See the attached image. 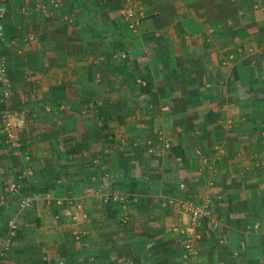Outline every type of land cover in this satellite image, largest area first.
Wrapping results in <instances>:
<instances>
[{
    "label": "crops",
    "instance_id": "0c3cea01",
    "mask_svg": "<svg viewBox=\"0 0 264 264\" xmlns=\"http://www.w3.org/2000/svg\"><path fill=\"white\" fill-rule=\"evenodd\" d=\"M48 1L7 0V13L0 19L7 25L6 38L16 39L5 46L7 52H0L9 63L12 90L8 101L0 97V214L9 211L13 196L5 188L15 182L14 194L32 201L23 210L27 223L18 229L23 251L31 247L29 228L38 234L35 224L50 218L39 202L33 203L44 188L72 192L93 186L91 193L77 198L74 210L90 216L86 226L91 238L97 231L113 237L108 232L117 217L108 208L109 217L100 219L106 198L98 185L110 190V184L115 187L112 176L126 172L136 189L145 176L155 180L158 192H170L180 181L176 173L183 172L196 194L212 204L211 217L200 219L196 228L201 240H193L198 263L264 264V94L252 91L255 80L264 87V0L110 1V9L129 1L141 19L119 45L116 38L122 35L116 34L125 23L114 18V11L104 17L110 32L94 30L87 44H81L87 34L68 26L80 21L70 5L81 0H61L63 12L44 15L39 7ZM52 21L59 26L48 27ZM99 34L108 41L92 44ZM140 79L149 91L141 86L145 92L133 98L129 90ZM12 109L24 110L26 126L16 132L17 144L10 145L2 115ZM147 141L158 149V157L145 159ZM147 167L157 170L151 179L142 171ZM139 198L146 202L131 210L135 222L129 227L136 238L130 241L145 250L150 245L144 247L137 238L147 229L153 232L151 248H171L170 237L179 234L161 244L156 236L170 231L164 229L167 219L159 225L149 210L153 201L164 198ZM60 205L53 206L55 211ZM177 213L178 222L170 218V228L188 230ZM118 231L121 238L126 234ZM190 232L174 238L182 250ZM128 241L121 242L123 248ZM44 246L36 245L41 251Z\"/></svg>",
    "mask_w": 264,
    "mask_h": 264
},
{
    "label": "rangeland",
    "instance_id": "374dc122",
    "mask_svg": "<svg viewBox=\"0 0 264 264\" xmlns=\"http://www.w3.org/2000/svg\"><path fill=\"white\" fill-rule=\"evenodd\" d=\"M110 1H114V0H81L79 2L80 4L78 3V6L77 4L76 6L73 4L70 5V10L76 9L79 14L78 16L81 19L79 22L72 20V23H69L68 26L73 28L79 26L81 29L76 28L78 32L82 34H87L81 36L82 39H84L83 41H80L81 44L84 43L87 44L89 40L87 37H89V35H91V33H93L94 30L95 32L98 31L99 33H102V31L106 33L110 32V31L107 32V29H105L108 28V26L104 24V17L105 16L109 17L110 15H112V11H114L115 13L114 18H118V16L121 17L120 9L125 2L121 6H117L113 9H110L111 7V5H109ZM4 2H7V0H0V9H3V17L0 19H4L5 13H7L5 12L7 11L6 10L7 8L3 4ZM41 5L44 6V8L39 7L40 9L39 8L38 9L39 11H42L44 15L46 14L55 15L60 10L61 12H63L61 8L62 7L61 0H49L47 4L44 5L41 4ZM19 10H22V8ZM52 19L55 20V18ZM121 19L124 21L125 27H123L122 30L118 29L119 34L118 33L116 34V36L122 35L121 39H119V36L117 37L118 39L116 38V43L118 45L122 43L121 41H125V38L123 37H125L126 34L128 35L130 34L129 36H132V34H134L133 30L129 29L127 22L123 19V17H121ZM43 20H45V18ZM3 24L2 22L0 23V29L2 32L0 33V52L2 50L6 51L5 48L9 47L7 46L8 43L10 45L11 42H16V39L10 40L6 38L4 28H6L7 25L6 24L3 25ZM43 24L48 25V23L46 22H44ZM55 25L59 26L58 24L52 21V24H50L48 27L53 26L54 28ZM31 40L32 42L34 41L33 38ZM105 41L106 42L108 41L106 37H104L103 34L101 35L99 34L96 39L91 40V43L93 44V43L101 42L100 44L102 45L105 43ZM114 44L115 42L113 41V45ZM129 45L130 44L126 42V46ZM81 48L84 47H82L81 45ZM1 60L6 62L8 68L7 88L9 91V99H10L12 90L10 89L9 86L10 85L9 63L7 58H4L3 55H0V62ZM146 85H147L146 80H141V79L139 80L137 85L133 84L132 89L134 90L132 89L129 90L131 91V93L132 92L135 93L134 95L132 94V97L133 98L138 97L141 93L143 94L146 90L148 92L149 90L146 87ZM141 86H144V88H146L145 91L142 90L143 88ZM253 86L256 87L255 89L252 90L256 92L255 94L257 95L259 94L261 96L264 94V91L262 93L264 87H259V82L257 80L253 82ZM1 89L2 87L0 84V90ZM255 108H257L258 110H263V105L257 104ZM22 112L25 115L24 110H22ZM15 143L16 142H14V144ZM143 146H144L143 147L144 151L142 152V154L145 155V159L149 158L150 155L156 157L158 154L159 156L158 149L156 147H153L152 141H147L146 144ZM150 159L152 158L150 157ZM202 160L203 159L201 158V161ZM142 171L143 172L147 171L148 176H150L151 179V175H155L157 170L155 168L152 169L150 167H147V169L144 168V170ZM113 173L115 174L117 172L115 171ZM144 177H143V184H140L138 189L135 188V186L137 185L136 181L134 179H130V174L126 172L117 174V176H112L115 187L112 184H110L108 186L109 188H111L110 190L107 189L105 191L104 185L103 186L98 185L96 187L99 188L102 193H104L103 197L106 198L105 201L102 200L103 201L102 207L100 206L102 212L100 213L101 215L100 219L104 220L106 215L109 217L111 211L113 217L115 216L117 217V218L115 217L117 219V224L113 225L116 228V230L111 233L110 229L114 227L111 228L109 227L108 234H111L113 237L105 236L104 233L102 235L101 233L103 231L102 232L97 231L96 238L95 239L91 238V234L88 233V227L86 226V224L90 219V216H84L81 213L77 214L74 210L76 206L75 203L78 202L77 198L87 196L88 193H91L93 186L91 187L86 186V188H80L77 190L75 188L72 192L68 191L66 187L64 189L61 188L57 189L54 188L53 186H50V189L47 188L42 189L40 191L41 193L39 194L40 197L34 200L33 203L38 204L39 202L42 208L44 209L43 215L50 218H47L46 222H44L43 224H39V223L35 224L36 225L35 227L38 229V234L35 232V230L29 228L30 230L28 231L29 234L28 239L29 242H31L30 243L31 247L27 248L26 251H23L21 247V242L18 241L19 238L22 237L18 229L24 222L27 223L26 218L23 216L25 215V213H23V210L29 209L31 207L32 201L27 198L20 197L19 194H14L15 191L18 190V186L15 182L9 183L5 189L13 197L12 199L9 200L10 206L8 207L9 208L8 213H6L5 216L3 217H1L2 215L0 214V264H107V263L108 264H185L182 256V248L181 246L178 245L177 240L174 241V238L179 239L181 238V236L175 235V237L173 236V238L170 237L172 242L169 243V246H171V248H167V249L151 248V245L153 243L151 242V236L153 232L152 230L146 229V231L143 233L139 231L138 233L139 235L137 239H140V242L138 243H143L144 247H146V245H150V246L144 248L145 250H143V248L141 247L139 249L136 248L134 246V242L130 241L131 239L136 238V236L133 235L134 233L131 232L132 229H130L129 227V225L131 226V223L133 224V222H135L132 221V219H134L133 218L134 215L131 213V210L136 209L137 205L142 207L143 206L142 203L144 204V202H146L144 200L142 201L139 198V196L144 197V195H150L151 197L164 198V199L161 198L163 199L164 202H161L160 198H157L158 201L155 200L153 202L147 200V202L148 201L152 202L151 203L152 207H150L149 210L153 211V213L155 214V217L153 218V220L155 219L154 220L155 223H157V219L159 218L158 223L159 225H162L165 219H167V223L164 224V229H170V231H166L160 234L158 233L156 236L157 239H162L160 243L163 244L168 242V238L166 237L174 233H177L174 231V229H172L173 226L170 228V224H173V221L170 218H173L174 220L176 219V221L178 222V217L176 216V214H178L177 212L182 214L184 216V219H186V221L183 224L186 225L188 229L194 228L195 232L198 233L196 228L200 220L196 221L195 223H192L189 216L184 215L180 211V208L182 204H187L190 202H197V201L201 202L204 199L203 197H199L198 194H196V190H195L196 188H193V186L190 185V178L186 174H183V172L176 173V178L180 181L177 183V187L171 189L170 192L167 191L158 192L156 190L158 189V185L152 184V181L154 182L155 180L153 179L152 181H149L148 178H144ZM183 178L184 180H182ZM203 179H205V176L203 177ZM206 180L208 182H211L208 178ZM12 184L15 185V188L13 189L10 188ZM181 184L184 185L183 189H180ZM89 189H91V191H88ZM174 192L175 194H173ZM62 194L66 196L63 199L62 196H60ZM156 195H161V196H156ZM58 196H60L59 199L55 198ZM114 196L116 197V200L112 199ZM57 204L62 205V206L60 205L61 208H59V211H55L57 210V207H53V206H57ZM65 206H71L69 207V210L71 211L70 213L68 214L65 213L67 211ZM108 208L109 209L111 208L113 210L110 211ZM154 214H150V215H154ZM55 216L58 217L59 219L58 221H56L55 218H53ZM209 217H211V215ZM23 218L25 219V221H23ZM64 218H66L65 221ZM149 218H151V216H149ZM32 219H35L34 216L32 217ZM54 222L55 223L57 222V225L54 224ZM149 223L151 222L149 221ZM56 226L57 228L59 227L61 228L59 232L55 231L54 228ZM119 229L121 232L126 233L123 234L124 236H126V238H124V236L121 238L118 231ZM125 240H129L127 244V248L126 247L123 248L125 244L121 243L122 241ZM41 242L45 244V246L41 248L42 251L40 250V248L36 247V245H38ZM59 242H61V244H59ZM109 242L111 243L109 244ZM84 243H86L87 245H83ZM88 244H93L94 246H89ZM110 254L115 256V257H111L112 260L111 259L109 260ZM123 254H126V256L124 257ZM120 255H122V259L119 258ZM198 256H199V252H198Z\"/></svg>",
    "mask_w": 264,
    "mask_h": 264
},
{
    "label": "built area",
    "instance_id": "2783aa9c",
    "mask_svg": "<svg viewBox=\"0 0 264 264\" xmlns=\"http://www.w3.org/2000/svg\"><path fill=\"white\" fill-rule=\"evenodd\" d=\"M120 15L123 17V19L127 22V25L129 29L133 30V32L136 30V27L140 23V18H137L135 12L130 6L129 1L125 2L120 9ZM3 17V9H0V18ZM1 33V29H0ZM0 84L2 89L0 90V97L4 102L9 100V91H8V68L6 62L1 60L0 62ZM2 124H3V134L5 137V142L12 145L13 142L16 140V132L22 130L26 126V118L25 115L21 110H11L6 111L2 115ZM211 185V184H210ZM184 185H180V189H183ZM11 189L15 188V185L12 184L10 186ZM199 197H202L201 195ZM113 200H116V197L114 196L112 198ZM180 211L184 214L189 216L192 223H195L196 221H199L201 218H208L211 215L212 212V204L208 198H205L204 200L197 201V202H190L187 204H182ZM175 232L181 235H185L187 232H190V236L187 237L183 242V250H182V256L183 261L185 264H199L198 259V251L195 249V246L193 245V240H200L201 234L195 232L194 228L192 229H180L175 228ZM192 238V239H191Z\"/></svg>",
    "mask_w": 264,
    "mask_h": 264
}]
</instances>
